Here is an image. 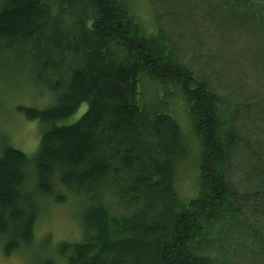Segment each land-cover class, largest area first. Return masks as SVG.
<instances>
[{
	"label": "trees",
	"instance_id": "1",
	"mask_svg": "<svg viewBox=\"0 0 264 264\" xmlns=\"http://www.w3.org/2000/svg\"><path fill=\"white\" fill-rule=\"evenodd\" d=\"M210 1L264 32V0ZM135 5L0 0V79L27 75L50 97L17 108L41 125L33 157L0 134L5 256L31 246L45 200L75 205L89 233L45 264H221L205 246L238 230L264 247V101L218 94L180 61L156 12ZM188 167L190 198L179 190Z\"/></svg>",
	"mask_w": 264,
	"mask_h": 264
},
{
	"label": "rangeland",
	"instance_id": "2",
	"mask_svg": "<svg viewBox=\"0 0 264 264\" xmlns=\"http://www.w3.org/2000/svg\"><path fill=\"white\" fill-rule=\"evenodd\" d=\"M134 2L139 14L145 17L150 11L151 14L156 12L180 61L205 79L218 94L244 106L264 101V32L256 28L255 22L242 24L239 19L214 9L210 0ZM16 77L12 83L0 79V134L10 145L33 157L42 136L41 125L26 120L17 108L43 109L49 105L50 97L47 90L27 83V75L15 74L10 78ZM87 109L88 106L83 105L66 124L77 122ZM194 156L193 150L191 158ZM196 175L189 167L179 173V190L184 197H193ZM76 209L71 203L57 205L45 200L31 246L7 257L2 242L0 264H45L58 258L60 243L86 241L89 233L83 226L82 211ZM227 234L210 241L203 253L221 264H264L261 251L264 247L251 243L249 236L239 230Z\"/></svg>",
	"mask_w": 264,
	"mask_h": 264
}]
</instances>
